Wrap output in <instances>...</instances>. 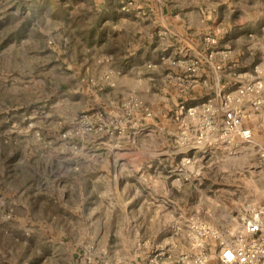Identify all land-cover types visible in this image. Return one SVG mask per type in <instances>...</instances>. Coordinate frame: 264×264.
<instances>
[{
	"label": "rangeland",
	"instance_id": "obj_1",
	"mask_svg": "<svg viewBox=\"0 0 264 264\" xmlns=\"http://www.w3.org/2000/svg\"><path fill=\"white\" fill-rule=\"evenodd\" d=\"M145 3L150 1L0 0V264H87L90 255L98 264H132L133 250L120 245L123 235L136 230L172 228L174 251L187 247L177 240L181 227L175 226L182 208L190 213L186 231L192 216L232 231L242 226L247 204L264 206V162L257 150L264 147V110L245 122L253 144L237 140L192 149L181 106L198 104L184 97L202 81L205 63L191 72L180 58L163 56L174 67H169L173 77L166 73L164 81L180 84L177 100L145 86L157 67L151 59L142 66V88L132 86V73L116 78L115 72L131 70L137 60L136 22L129 13ZM220 11L222 20L199 42L206 47V33L219 29L218 44L211 47L215 55L231 51L236 73L256 66L264 71V0H230ZM177 49L186 51L180 43ZM141 51L149 56L157 50ZM159 118L173 122L165 125ZM106 137L114 140L109 157L114 169L127 161L117 151L136 147L142 150L138 162L152 164L157 182L150 202L143 204L131 185L117 187V172L107 164L94 171L100 178L97 193L80 194L75 186L80 165L85 156L106 163L98 153ZM40 162L63 166L68 182L59 169L35 174L28 167ZM109 172L108 185L103 178ZM141 190L148 194L147 186ZM100 200L107 205L99 207ZM163 206L174 218L160 212ZM130 207L133 213L126 217ZM146 207L153 210L148 223L137 214ZM97 209L111 210L110 219L102 220Z\"/></svg>",
	"mask_w": 264,
	"mask_h": 264
},
{
	"label": "crops",
	"instance_id": "obj_2",
	"mask_svg": "<svg viewBox=\"0 0 264 264\" xmlns=\"http://www.w3.org/2000/svg\"><path fill=\"white\" fill-rule=\"evenodd\" d=\"M148 1H150V3L137 4L139 8H136L132 10L133 12L131 11L132 13H129V18L132 19L133 16L134 18L132 20L134 23L136 22L132 29V33L134 34L132 36V44L134 45L133 50L137 52L134 55L137 60L131 65V70L115 72V76H117L116 78H119V76H123L125 73H132V86L142 88V66L147 59H151L157 64V67L149 71V81L145 80V86L147 85L149 89L155 91L168 92L171 99L175 98V100H177V90L180 84L178 85V83H175L170 85L164 81L166 73L173 77L174 73L171 69L174 67L168 66L165 62H162L163 56L174 59L180 58V64L185 67L197 48L205 47L203 41L199 42V40H201L204 32H206L209 27L214 26L216 20H222L220 16L221 5L230 0ZM178 43L181 44L182 50L183 48H186L185 52L178 51ZM146 44H149V46ZM150 48L156 49V53L147 56L146 53L141 51H147L150 50ZM230 59L234 58L230 55L228 59H224L223 55L219 53L215 55L214 61H207V63L204 62L206 67L202 70V74H200L201 76L199 75L200 80L202 81H198L194 86L195 90H193L187 98L184 97V99L187 100L189 104H194L205 100L208 96H217L220 90H232L233 76L236 74L238 64H236V60ZM218 60L222 61V70H217L213 67V64L220 63ZM169 67L171 69H169ZM159 119L163 124L169 126L173 122L172 118ZM103 144V148H101L98 153L105 156L106 159L104 160L106 163H96L97 159L92 160L88 156H85L83 163L80 165L78 170V177H80V180L76 182L75 186L80 188L79 190L82 196L85 195V197H88L94 193L93 190L96 187L95 184L100 179L94 172L96 169L104 168V164H107V170H110L109 167L112 168V170L114 169V165H111L109 159L111 152L114 151V140L106 137L104 138ZM117 153L123 156V160H127L119 168L114 169L117 172L115 180L117 187L126 188L131 185L133 188V194L142 195V199L144 200L143 204L150 202L151 198L154 196L153 191L156 188L157 182V175L151 172L153 170L152 164L145 165L138 162L142 153V150L139 147L133 148L130 152L125 151L119 153V151H117ZM165 154H171L170 150L166 149ZM128 160H131V162ZM28 167L35 171V174H40V172L47 173L50 170L59 169L61 173L63 172L64 181L68 182V176H64L65 168L63 166L55 168L54 164L40 162L35 165L29 164ZM110 176L111 173L109 172L108 176L103 178L108 185L112 180ZM29 185L31 186V182H29ZM29 185H25V188ZM146 186L148 187V190H146L148 194H143L141 188L145 189ZM94 191L97 193V190ZM132 192H130L129 195H131ZM60 198L65 199L64 195H61ZM162 200L165 201L163 198ZM103 205L106 206L107 203L100 200L98 206L102 208ZM131 210L132 207H130V210H125L126 217L131 216L133 213ZM159 210L166 217L171 216L174 218V215L171 214V210L166 208V206L159 208ZM110 211L111 210L102 211L97 209L95 214H97L102 220H109L112 215ZM138 213L141 215V219L144 220L143 222L148 223L152 218L153 210L146 207L142 208L137 214ZM177 214H179V217L176 219L175 226L178 228L181 227V234L177 240L179 239V241H181L186 247L189 242L186 236L187 231L184 222L185 219H187L186 215H189L190 213L186 208H182ZM174 239L175 237L172 228L168 229L165 227L164 232L160 229L157 232H150L148 230L144 231L143 228L136 230L134 233H129L127 236L123 235V240L120 246H122V249L133 250L134 255L132 258V264H134L135 261L139 260L141 257H146L158 248L172 247ZM83 264H86L85 261Z\"/></svg>",
	"mask_w": 264,
	"mask_h": 264
},
{
	"label": "built area",
	"instance_id": "obj_3",
	"mask_svg": "<svg viewBox=\"0 0 264 264\" xmlns=\"http://www.w3.org/2000/svg\"><path fill=\"white\" fill-rule=\"evenodd\" d=\"M130 6L122 8L127 10ZM219 32L217 29L206 33L205 50L186 64V71L194 72L200 63L215 57L216 51L211 47L217 46ZM230 52L221 54L228 59ZM213 65L217 70L223 69L222 63ZM232 86V90H220L217 96H208L196 105L181 106L187 130L185 139L192 140V149L221 143L233 145L237 140L254 143L253 130L245 122L252 114L264 110V71L258 66L239 71L233 76ZM257 150L264 162V147L260 145ZM241 220L242 226L230 231L192 216L188 221L186 248L179 252L173 246L158 248L134 264H264V206L247 204ZM86 261L98 264L95 256H88Z\"/></svg>",
	"mask_w": 264,
	"mask_h": 264
}]
</instances>
